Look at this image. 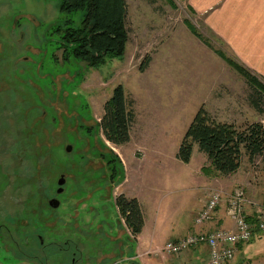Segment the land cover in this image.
<instances>
[{
	"label": "rangeland",
	"instance_id": "rangeland-1",
	"mask_svg": "<svg viewBox=\"0 0 264 264\" xmlns=\"http://www.w3.org/2000/svg\"><path fill=\"white\" fill-rule=\"evenodd\" d=\"M125 2L124 52L120 58L92 68L72 58L62 60V32L56 30L64 29L67 21L70 27H78L81 12L60 13L59 0H0V76L4 77L0 95L5 96L6 106L0 109V160H5L11 149L12 138L7 131L13 121H18L21 134L28 143L34 142V148L46 143L38 139L39 134L45 131L49 136V127L55 124L52 138L58 147L54 154L59 163L60 153L74 164L81 163L82 151H88L85 165L69 169L68 174L60 172L66 179V192L60 196L55 193L59 173L54 174L50 180L53 191L45 190L49 197L43 205V198L36 201L33 197L29 204L19 189L11 190L24 182L23 177L4 181L0 177V226L14 223L5 209L6 199L17 207H26L24 212L28 215L21 218L23 227L29 224L26 229L20 232L10 227L15 238H22L24 243V237H30V222L47 210V200L60 198V209L47 210L50 231L45 234V251L49 264H74L75 259V264H94L100 255V264H130L124 250L120 253L114 249L116 259L108 258L115 247L111 240L120 228L114 198L122 187L109 186L108 172L99 154H116L124 167L125 182L139 180L134 187L140 185L148 193L159 194L158 198L173 192L172 181L186 186L191 180L187 188L200 193L205 183L211 185L198 181L202 176L197 175L196 168L207 165L205 156L194 146L192 162L184 164L176 158L197 110L203 107L220 122L240 126L263 121L264 125V114H258L247 103L250 89L246 80L223 56L242 63L205 26L203 16L190 13L186 0ZM117 85H122L134 114L130 140L121 146L107 142L95 129L103 105ZM13 104L18 120L7 117L13 115ZM261 108L264 111V100ZM63 109L67 110V117L60 116ZM85 127L94 128V135L83 147L79 138L87 134ZM19 145L17 142L12 147ZM67 145L74 147L76 154L73 150L66 153ZM241 160L239 179L258 182L257 190L264 191V160L257 158L252 164L245 156ZM26 165L23 162V174L31 173V167ZM54 167L48 168L54 171ZM8 168L10 171L5 163L3 169ZM26 191L33 195L30 183ZM6 238L7 234L1 233L0 264H20L13 251L5 250L4 243L9 246ZM52 238L58 243L51 244ZM128 245L136 248L134 241ZM21 247L23 253L31 254L25 245ZM30 264L44 262L36 259Z\"/></svg>",
	"mask_w": 264,
	"mask_h": 264
},
{
	"label": "trees",
	"instance_id": "trees-1",
	"mask_svg": "<svg viewBox=\"0 0 264 264\" xmlns=\"http://www.w3.org/2000/svg\"><path fill=\"white\" fill-rule=\"evenodd\" d=\"M188 9L191 14H195L189 6ZM59 12L65 14L82 13L78 27H70V22L67 21L64 24V29H56L58 33L62 32L63 61L67 62L72 58L77 62L86 63L87 67L98 68L103 66L107 60L122 56L127 42L125 0H59ZM223 57L226 63L246 80V84L250 89L247 96L249 106L258 114H264L261 108L264 100V77L256 75L243 64H236L232 60L226 59L225 56ZM148 62H144V66ZM0 77V88H2L4 77L2 75ZM8 96L7 94L6 100H9ZM12 107L14 116L7 117L10 120H18L17 112L14 113L15 105L13 104ZM2 108H6L5 96L2 98L0 95V109ZM60 116L67 117V110L63 109ZM72 117L75 118V124L77 125V117L74 115ZM133 121L134 114L128 106L124 89L122 85H117L104 103L103 114L95 129L98 133H102L107 142L115 146H121L130 140V129ZM44 126H47V124ZM54 127L55 124L49 127V136L46 135L45 131L39 134L38 139L46 143L37 148H34V142L29 140L28 143V138L23 137L18 121L11 122L7 131V135L12 138L9 145L11 149L6 153L5 160H0V177L3 181L8 178L23 177L24 182L19 187H11V190L17 191L19 189L20 196L28 200L29 204L32 202L33 197L36 201L43 198L41 205L45 204V199L49 197L45 190L53 191L54 185L50 180L57 171V173L68 174L69 169L77 170L76 167L86 163V153L88 151H82L80 155L81 163L75 162L73 164L66 161V158H62V153L59 155L60 163L58 162L54 154V150L58 147L55 146L52 138ZM74 128L77 129L76 126ZM85 133L87 134L79 138L80 141L82 140L81 145L83 147L89 144L87 139L94 135V128L85 127ZM17 142L21 145L12 147ZM194 146H196L198 152L205 156L207 161V165L201 168L203 175L207 177H226L236 173L241 166L243 156L249 164H252L257 158L264 160V125L261 122L244 123L240 126L234 123L220 122L213 118L203 107H200L182 139L176 158L180 162L188 164L192 158ZM72 153L76 154V151L73 150ZM66 156L69 155L66 154ZM99 158L106 166L109 186L117 188L124 179L120 159L111 152L99 154ZM23 162L27 163L28 169L31 167V173L23 174ZM5 163H8L11 167L10 171L9 168L8 170L3 169ZM49 166H55L54 171H50ZM29 183L33 193L30 196L26 191ZM6 200L7 206L5 209L10 212L9 215L14 223L19 222L15 226L16 229H12L21 232L29 225L26 223L23 227L20 223L22 216L28 215L24 212L26 207H17L13 201ZM114 204L125 225L131 230L132 235L137 237L143 222L137 200L120 194L114 198ZM13 209L15 214H13ZM0 227V235L5 233L9 237L6 238L9 246H5V243L3 245L5 250L13 251L14 254L12 255L20 258V262L30 264L31 261L39 259L44 264H49L46 251L41 252L38 246L32 244V242L24 244L22 238H15L16 234H12L10 229L4 231L3 228L11 227L10 223L5 222ZM24 245L31 251V254L23 253L22 249L24 248L21 246ZM28 256L31 258L28 259ZM74 262L76 263V259Z\"/></svg>",
	"mask_w": 264,
	"mask_h": 264
},
{
	"label": "crops",
	"instance_id": "crops-1",
	"mask_svg": "<svg viewBox=\"0 0 264 264\" xmlns=\"http://www.w3.org/2000/svg\"><path fill=\"white\" fill-rule=\"evenodd\" d=\"M186 1L194 10V15L203 16L205 26L227 45L240 63L256 75L264 77V0ZM192 159L193 154L191 162ZM202 167L196 168L197 175L202 176L198 181L211 183V185L205 183L206 187L202 192L197 193L187 188V185L192 184L191 180L186 186L181 181H172L175 187L173 192L161 198H158L159 194L155 196L143 187L139 188L140 185L134 187L139 180L125 182L123 174L120 194L137 200L143 222L137 237H134L125 232L120 221L117 235L111 240L115 247L112 248L108 258L116 259V254L113 252L115 249L120 253L124 250L127 256L125 260L130 264H208V249L204 245L191 247L178 256L156 251L166 242L178 240L188 233L209 232L218 228L234 230V223L228 216L227 210L229 194L237 188L243 190L246 199L244 215L248 221L256 223L257 217L264 212V191L257 190L259 183L250 179H239L241 167L232 175L213 178L203 175ZM214 190H220L224 194L220 205L215 209L210 221L195 225V216L204 207ZM122 238H125L126 242ZM130 241L136 243L135 249L128 245ZM100 257L94 260V264L96 261L98 264L101 263ZM22 263L24 262H20ZM118 263L120 261L112 264ZM228 264H264V235L255 232L248 243L239 244L233 261Z\"/></svg>",
	"mask_w": 264,
	"mask_h": 264
},
{
	"label": "built area",
	"instance_id": "built-area-1",
	"mask_svg": "<svg viewBox=\"0 0 264 264\" xmlns=\"http://www.w3.org/2000/svg\"><path fill=\"white\" fill-rule=\"evenodd\" d=\"M223 196L220 190L212 191L204 207L195 216L194 224L202 225L210 221ZM245 200L244 192L240 188L229 194L227 214L234 223V230L218 228L209 232L188 233L178 240L166 242L156 252L178 256L191 247L204 245L208 249V264L230 263L239 244L248 243L255 232L264 235V212L257 217L256 223H251L244 215ZM120 218L125 232L131 236V230L125 225L123 218Z\"/></svg>",
	"mask_w": 264,
	"mask_h": 264
},
{
	"label": "flooded vegetation",
	"instance_id": "flooded-vegetation-1",
	"mask_svg": "<svg viewBox=\"0 0 264 264\" xmlns=\"http://www.w3.org/2000/svg\"><path fill=\"white\" fill-rule=\"evenodd\" d=\"M67 146H70V145H67ZM66 146V147H67ZM72 147V146H71ZM72 150H73V147H72ZM71 150V151H72ZM64 151H65V148H64ZM66 152V151H65ZM67 153V152H66ZM61 175H64V174H62V173H59V176H61ZM58 176V177H59ZM64 177H65V175H64ZM63 189H64V193L66 192V185L63 187ZM55 193H56V190H55ZM63 194V192L61 193V194H59V196L60 195H62ZM52 199V198H51ZM55 199H57V200H59V202H60V205L58 206V208H56V209H53V208H51V207H49L48 206V201L50 200V199H48L47 200V210L48 209H51V210H57V209H60L61 208V206H62V202H61V200H60V198H55ZM49 207V208H48ZM47 210H43V212H42V215H39V214H36L37 215V217L38 218H34L35 220H33V222L31 221L30 222V237L29 236H26V237H24V239L26 240V242L24 243V244H28L29 242H32V244L34 243V244H36L37 246H38V249L41 251V252H43V251H45V248L47 247V245H48V241H46V239H45V234L47 233V232H49L50 231V227L49 226H47V224H48V222H49V217L47 216L48 215V212H47ZM34 215H35V211H34ZM35 217V216H34ZM21 224H22V222H20ZM16 224L18 225L19 224V222L17 221V222H15V223H13V224H10V226L12 227V228H14V229H16ZM23 225V224H22ZM2 226H3V224H2ZM24 226V225H23ZM65 226L66 225H64V228H65ZM6 228V230H9L10 228H8V227H5ZM1 240V239H0ZM52 241L50 242L51 244H55V243H58V241H55L53 238L51 239ZM2 241V240H1ZM47 243V244H46ZM31 257H29L28 256V259H30Z\"/></svg>",
	"mask_w": 264,
	"mask_h": 264
},
{
	"label": "water",
	"instance_id": "water-1",
	"mask_svg": "<svg viewBox=\"0 0 264 264\" xmlns=\"http://www.w3.org/2000/svg\"><path fill=\"white\" fill-rule=\"evenodd\" d=\"M71 150H72L71 146L65 147V151L67 153H70ZM65 183H66V179H65L64 175L59 176L57 181H56V186H57L56 195H59L64 191L63 187H64ZM59 205H60V202L55 198H52L48 201V206L53 208V209L58 208Z\"/></svg>",
	"mask_w": 264,
	"mask_h": 264
}]
</instances>
